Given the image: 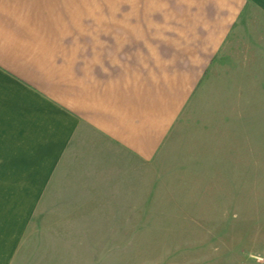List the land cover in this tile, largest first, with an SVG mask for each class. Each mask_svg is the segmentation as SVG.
<instances>
[{
    "label": "crops",
    "instance_id": "crops-1",
    "mask_svg": "<svg viewBox=\"0 0 264 264\" xmlns=\"http://www.w3.org/2000/svg\"><path fill=\"white\" fill-rule=\"evenodd\" d=\"M253 64L264 0H0V264L43 208L89 199L109 152L154 159L205 84L248 93Z\"/></svg>",
    "mask_w": 264,
    "mask_h": 264
},
{
    "label": "rangeland",
    "instance_id": "rangeland-1",
    "mask_svg": "<svg viewBox=\"0 0 264 264\" xmlns=\"http://www.w3.org/2000/svg\"><path fill=\"white\" fill-rule=\"evenodd\" d=\"M252 66L248 93L226 76L204 83L154 159L109 152L81 176L89 199L43 208L12 264H264V72Z\"/></svg>",
    "mask_w": 264,
    "mask_h": 264
}]
</instances>
